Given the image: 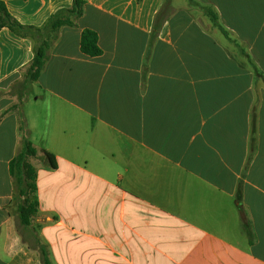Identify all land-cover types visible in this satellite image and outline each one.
I'll return each instance as SVG.
<instances>
[{
  "label": "crops",
  "instance_id": "obj_1",
  "mask_svg": "<svg viewBox=\"0 0 264 264\" xmlns=\"http://www.w3.org/2000/svg\"><path fill=\"white\" fill-rule=\"evenodd\" d=\"M2 1L41 26L73 0ZM32 56L0 28V264H41L35 240L54 264H264V0H85L27 83ZM20 116L57 165L38 164L26 227Z\"/></svg>",
  "mask_w": 264,
  "mask_h": 264
},
{
  "label": "trees",
  "instance_id": "obj_2",
  "mask_svg": "<svg viewBox=\"0 0 264 264\" xmlns=\"http://www.w3.org/2000/svg\"><path fill=\"white\" fill-rule=\"evenodd\" d=\"M85 0H73L69 7L58 9L41 26L26 25L18 22L7 10L4 2L0 0V28L7 27L21 37H27L32 41L33 56L26 65L25 81H36L42 71L48 57V52L58 37V32L63 25H76V20L83 14ZM205 13L215 25H218L216 14L208 8ZM97 34L94 30L83 28L80 35V50L88 55H98L101 52L97 44ZM25 89V83H21ZM21 93H17L18 97ZM18 146L15 155L9 160V173L14 184L15 192L12 197L13 215L20 225L26 227L38 214V201L36 198L37 167L54 169L56 159L52 152L34 146L28 137V130L24 119L18 117ZM240 200V197H238ZM239 211L242 205L238 204ZM38 243V252L41 264H54L48 249L41 240Z\"/></svg>",
  "mask_w": 264,
  "mask_h": 264
},
{
  "label": "rangeland",
  "instance_id": "obj_3",
  "mask_svg": "<svg viewBox=\"0 0 264 264\" xmlns=\"http://www.w3.org/2000/svg\"><path fill=\"white\" fill-rule=\"evenodd\" d=\"M33 97V93L32 92H28L27 93V102L26 103H24V105H23V109L24 110H26L27 109V103L31 100V98Z\"/></svg>",
  "mask_w": 264,
  "mask_h": 264
}]
</instances>
